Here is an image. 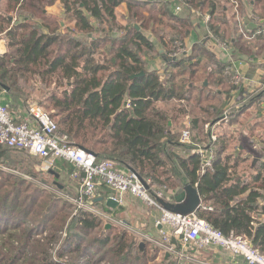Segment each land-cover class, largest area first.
Returning a JSON list of instances; mask_svg holds the SVG:
<instances>
[{
	"label": "trees",
	"instance_id": "1",
	"mask_svg": "<svg viewBox=\"0 0 264 264\" xmlns=\"http://www.w3.org/2000/svg\"><path fill=\"white\" fill-rule=\"evenodd\" d=\"M57 1L63 7L62 18L46 11ZM181 1L184 10L175 14L178 0H0V36H7L9 47L0 54V91L6 92L10 104L20 105L16 121L23 122L29 113L21 111L22 88L40 80L47 93L39 105L49 109L59 134L98 160H111L120 171L135 172L152 192L155 183L172 187L175 194L190 183L201 197L197 216L226 235L243 236L264 253V156L255 155L262 161L255 175H248L240 166L250 157L239 150L231 154L220 138L205 147L203 141L180 142L172 132V118L160 105L175 101L177 109L190 114L209 110L206 101L218 105L219 98V107L209 111L221 121L229 105L234 110L258 94L264 100V83L260 93L249 94L244 82L236 100L235 85L224 83L231 79L232 65L209 53L206 45L212 39L224 40L252 59L264 51V33H258L264 28V0H247L253 6L251 17L245 16L244 0H236L237 11L232 4L231 12V0ZM124 2L129 8L126 25L116 14ZM237 13L245 16L242 27L247 36L235 20ZM143 17L148 21L145 26ZM202 24L206 34L188 53L186 39ZM155 57L165 62L161 72L148 69L147 60ZM141 71L143 75L131 77ZM204 79L208 84L200 85ZM196 122L198 127L193 128H202L204 122L200 118ZM211 153L212 167L202 172ZM36 161L26 150L0 145V163L19 172L0 169V264H177L155 243L138 239L118 224L107 227L94 214L78 209L66 197L76 194L61 182L63 172L72 176L74 164L58 160L47 172L53 179H40L65 196L20 175L38 178L42 173L31 168ZM112 193L102 196L107 199ZM97 198L91 202L119 220L120 210Z\"/></svg>",
	"mask_w": 264,
	"mask_h": 264
},
{
	"label": "built area",
	"instance_id": "2",
	"mask_svg": "<svg viewBox=\"0 0 264 264\" xmlns=\"http://www.w3.org/2000/svg\"><path fill=\"white\" fill-rule=\"evenodd\" d=\"M231 2L237 11L238 2L236 0ZM181 8V4L176 7L178 10ZM209 19L210 16L206 17V20ZM236 20L241 27L240 30L247 36L242 27L245 23L244 18L237 13ZM258 33H264V28ZM242 82L238 73L234 75V85L242 84ZM227 119L228 117L224 116V120ZM190 140L191 132L183 131L182 141L185 143ZM0 145L28 151L30 155L43 159L47 169L56 167L58 160L74 164L75 170L72 177L80 179V188L74 197H66L73 201L78 209L94 214L105 223L117 224L118 220L91 202L98 195L102 185L114 191L115 194L110 197L119 203L122 201L121 196L128 193L158 208L161 211V216L156 222L159 237L140 234L141 239L153 242L168 255L175 256L178 259L177 264H184V260L196 261L200 255L193 253L192 250L203 253V250L208 248L228 251L240 257L243 264H264V253L252 246L243 236L233 232L226 235L213 228L195 212L182 214L164 209L158 199L173 201L175 192L161 190L154 193L151 187L146 182H142L135 173L120 171L114 161L98 160L96 155L72 144L67 135L59 134L57 122L46 109L38 104L30 107L27 120L17 122L9 107L0 102ZM200 151L198 153H201ZM213 160L211 153L202 165V172L212 167ZM0 169L9 173H19L2 163H0Z\"/></svg>",
	"mask_w": 264,
	"mask_h": 264
},
{
	"label": "rangeland",
	"instance_id": "3",
	"mask_svg": "<svg viewBox=\"0 0 264 264\" xmlns=\"http://www.w3.org/2000/svg\"><path fill=\"white\" fill-rule=\"evenodd\" d=\"M178 2H179V4H181V0H178ZM181 6H183L182 4H181ZM52 7V9L51 10H49V8H51ZM58 8H60L59 6H58V4L57 3H55V4H53V5H49V6H47L46 7V11L47 12H49L50 14H52V15H55L56 16V12L58 11ZM51 11V12H50ZM56 11V12H55ZM174 11H176V12H178L179 14L182 12V8L180 9V10H178V9H175ZM233 11H235V8H233ZM12 14V13H11ZM116 14H117V19H118V21L122 24V25H126L127 23H128V21L125 19L126 18V15H124L125 14V9L124 8H117V10H116ZM149 13H147V14H145V15H148ZM58 16V15H57ZM59 18H62L63 16H58ZM206 17H209V15L206 13V14H204V20L207 22V21H210V19L209 20H206ZM242 17L245 19V16H243L242 15ZM235 19H236V15H235ZM141 20H143L142 21V23L144 24V26L146 25V24H148V21H146V18L145 17H143ZM261 23H263L261 20H259ZM141 22H139V24H140ZM202 23V22H201ZM254 23V22H253ZM138 24V25H139ZM255 24V23H254ZM140 26V25H139ZM148 27H144V29H145V32L146 33H149L150 32V29H147ZM196 28H197V25H196ZM259 28V27H258ZM222 41H224V40H222ZM222 41H216V40H214V39H212V40H209L207 43H206V45H207V49H208V51H209V53H211V54H214L216 57H217V59H219L220 61H223L224 62V60L221 58L222 57V53H224V54H229V52L232 50L230 47H229V45L226 43V42H222ZM182 47H183V44L181 45ZM180 46V47H181ZM181 47V48H182ZM158 48H159V46H158ZM7 51H9V47H8V38H7V36L6 35H2V36H0V54H4V53H6ZM161 51V50H160ZM163 51V50H162ZM258 53L260 54H258L256 57H255V59H257L258 61H259V59H260V61L261 60H263L264 59V51H258ZM213 55V56H214ZM220 55V56H219ZM244 57H246L247 58V56L246 55H244ZM249 57V56H248ZM155 58H157V57H155ZM150 59H154V58H149L147 61H149ZM205 62H206V60H205ZM226 63V62H225ZM147 65H148V63H147ZM164 66H165V63H164ZM163 66V67H164ZM205 66V65H204ZM203 66V67H204ZM158 71V70H157ZM238 71V70H237ZM160 72V71H159ZM238 73V75H240L241 76V78H242V81L244 82V81H246V79H244V77H243V75L240 73V72H236L235 73V75ZM228 75L230 76V80H231V82H230V80H229V83H228V81H225L224 83L225 84H228V85H234L233 84V81H234V67H233V65H232V67L231 68H229V72H228ZM202 77H205V72H203V75H202ZM201 81V83H199L200 85H203L202 84V81L203 80H200ZM204 81H207L208 82V79H204ZM242 82V83H243ZM241 84H238V85H236L235 84V88H237V90H235V88H233L232 90H233V92L232 93H236V95H235V99L237 100H239L240 98H241V95H240V93H239V88L238 87H241L240 86ZM243 85V84H242ZM225 85H221V87L223 88ZM22 90H23V94H22V99L21 100H19V101H24V103H22V104H25L24 106H23V109L21 110V111H23V113H25L27 110H28V113H29V111H30V107L33 105V104H41L42 103V101H45V94L47 93V92H45V88H44V85L41 83V81L40 80H31L30 82H29V86L28 85H24L23 86V88H22ZM230 91V90H229ZM252 93V92H251ZM5 95H6V92L5 91H0V102L1 103H3V104H5V105H10V109H11V113L15 116V117H19V115H20V113H18V114H16L17 112H18V110L20 109V105H18V106H16V105H12V104H10V98L8 99L7 98V95H6V98H5ZM251 97V96H250ZM249 97V98H250ZM6 99H8V100H6ZM213 100V99H212ZM211 100V101H212ZM18 102V100H13L12 99V102L13 103H15V102ZM216 101H218L217 103H218V105H220V100H219V98H217V100ZM227 102V101H226ZM177 103H180L179 101H177ZM209 101H206V108L207 109H209V110H212V111H215L214 109V107H219L217 104H214V105H209ZM164 104V105H163ZM227 103H225L224 104V106L226 105ZM42 105V104H41ZM160 105H162L165 109H167V112L169 113V115H170V118H172L171 119V121L169 122L170 124H171V129H172V132L174 133V134H176L177 136H178V138H179V140H180V142L182 141V133H183V131H185V130H189L190 132H191V140H190V142H185L186 144H193V143H198L199 141H203V143H200L202 146H204L205 147V145H209L210 144V141H218V137H217V135H216V133L214 132V131H212V128L214 127V123H215V121H216V119L218 118H216V114H212V111H209V110H206V111H202V112H190V114H187V113H184L183 111H180L179 109H177L176 107H177V104L175 103V101H172V102H169V104H166V103H161ZM230 106H232V105H229V107L226 109V111L223 113L224 114V116H227L228 117V119L227 120H225L226 122L229 120V112H231L230 110H229V108H230ZM45 108V107H44ZM226 108V107H225ZM46 110H47V108H45ZM49 110V109H48ZM47 110V111H48ZM196 110H198V109H196ZM229 111V112H228ZM250 116H252V115H250ZM250 116H249V119H250ZM198 118H200L204 123H203V126H202V128H196V129H194L193 128V126H194V124L196 125V127H198V122H196V119H198ZM247 118V117H246ZM248 119V121H251L252 119H250L249 120ZM245 121H247V119L245 120ZM244 121V122H245ZM247 121V122H248ZM244 122H242V123H244ZM236 127V126H235ZM249 127V126H248ZM248 127L247 126H244L243 124H242V127L241 128H239V126L238 127H236L235 129L233 128V129H231L230 131H247V129H248ZM262 131H263V129H262ZM211 134V136H212V139L210 140V137H209V135ZM183 142V141H182ZM219 142H221V143H223V144H225V146H226V148H227V150L228 151H232V153L235 151L234 149H236L237 147H239L240 146V144H244L247 148H250V149H252L253 148V146H256V147H254V152L252 153V155H260V157H262V156H264V144H262V143H259V141H257V138H256V140L253 142V141H249L248 142V144L244 141V140H242L241 141V139H240V141L236 138V137H233V138H227V139H221ZM218 142V143H219ZM242 142V143H241ZM184 143V142H183ZM220 144V143H219ZM256 150V151H255ZM32 156V155H31ZM33 158H36L37 159V161H36V164H35V166H33V167H31V168H33L34 170H36L37 172H41L42 174L41 175H39V177L38 178H36V177H32L30 174L28 175V174H26V173H22V174H20V175H23V177L25 176L26 177V179H30V180H32V181H34V182H37V183H39V184H42L43 186H45V187H47V188H49V189H53L54 191H56V192H58L59 194H61V195H66L64 192H62L61 190H58V189H56V188H54V186L52 187V186H50V185H47V184H45V183H43L40 179L41 178H47V179H49V180H52L53 179V177L51 176V175H49V173H47V172H49V171H52L54 168H50V169H47L46 168V165H44V161H43V159H41V158H39V157H35V156H32ZM261 160V159H260ZM262 161V160H261ZM61 162H63L64 164H66V162H64V161H61ZM17 171V170H16ZM126 172H128V173H130L129 171H126ZM17 173H18V171H17ZM150 181V180H149ZM61 182L62 183H64V184H66V187H67V189H69L72 193H74V194H76L77 192H79V188H80V179L78 178V177H72V176H70L68 173H65V172H63L62 174H61ZM156 185H151L152 186V189H154L155 191H153L154 193H156L157 191H161V190H166L167 192H169V191H173V192H175V190H173V188L172 187H169V186H167L166 184H163V185H160V184H157V183H155ZM103 186V185H102ZM160 186H162L163 188H161ZM164 186H166V187H164ZM66 196H69V197H74L73 196V194H71V195H66ZM140 200V202L142 203V205H143V207H144V209H145V216L146 217H148L149 216V222H150V224L149 225H151L152 227H154L155 228V226L157 227V225H156V222L159 220H156V221H154L153 222V217H154V215H151V213L153 212L155 215H157L158 214V208H156L155 206H151L150 204H148L146 201H143V200H141V199H139ZM71 201V200H70ZM72 203H73V201H71ZM120 204V203H119ZM76 205V204H75ZM76 207H77V205H76ZM78 208V207H77ZM159 215V214H158ZM119 217H118V222H117V224L119 225V226H121V227H124V228H126V229H128L131 233H133L138 239H140V234L142 233L141 231L143 230V231H145V226L147 225V223H148V220H144V221H140V223H137L136 222V219H134L135 217H131V216H128V215H126L125 213L124 214H120V215H118ZM160 216V215H159ZM125 222V223H124ZM146 223V225H144L145 223ZM142 223H143V225H142ZM153 223V224H152ZM154 224H155V226H154ZM64 235V234H63ZM158 235V234H157ZM140 236V237H139ZM159 237V236H158ZM246 239V238H245ZM54 245V244H53ZM52 245V246H53ZM55 247L57 248L58 246L57 245H55ZM212 249V248H211ZM211 249H206V250H203V253H201L200 251H197V250H192V252L193 253H195V254H198V255H200V258H198V259H196V261H193V260H188V261H186V260H184V264H227V263H224V262H216L215 260L214 261H211V253L210 252H212V251H210ZM208 251H210V252H208ZM162 252H165L163 249H162ZM172 259H171V261H178V259L175 257V256H172L171 257ZM160 261H162V258L160 257ZM199 262V263H198ZM165 264H167V263H165Z\"/></svg>",
	"mask_w": 264,
	"mask_h": 264
},
{
	"label": "crops",
	"instance_id": "4",
	"mask_svg": "<svg viewBox=\"0 0 264 264\" xmlns=\"http://www.w3.org/2000/svg\"><path fill=\"white\" fill-rule=\"evenodd\" d=\"M138 1H150V0H138ZM225 1L221 2L224 3ZM58 4V6L60 8H58V11L56 12V16H63V7L60 1L56 2ZM149 6H152L151 2H148ZM179 3L175 4V6L173 7V13L178 14V12L174 11L177 7ZM233 3L231 1H229L228 5H230L229 8V12L232 11L233 8ZM124 8L125 9V14L126 15V20H127V16L129 14V8L126 2L120 4L117 8ZM244 7H245V16H253V6L249 5L247 0H244ZM51 8H49V10H51ZM184 10V7L182 6V12ZM51 12V11H50ZM144 14H147L148 11L144 10L143 12ZM231 15V13H230ZM234 18V17H233ZM248 19V23H250L252 25L253 28H258V26L254 23L251 22L250 18ZM236 20V19H235ZM205 22V21H203ZM232 27V26H231ZM206 26L205 24H202L200 26H198L196 29H194L190 36L186 39V44H187V51L188 53L192 52V48L193 45L199 41L201 38H203L206 34ZM222 59L224 60V62L226 63H230L231 65H233L234 68H236L244 77V79H246V81H244L243 84V88L249 93V94H253V93H260V89H262V85H263V78H264V67L261 66L262 63H264V59L260 61L255 59V56L253 59L250 58L248 53L245 52H240L238 49H234L232 48V50L229 52V54H224L222 53ZM244 55L247 56L244 57ZM264 55V54H263ZM220 56V55H219ZM249 56V57H248ZM164 60L161 57H157L154 59H150L148 61V69L149 70H158V71H162L163 66H164ZM209 82V81H208ZM207 82V84H208ZM205 81H202V84L204 85ZM259 91V92H258ZM252 92V93H251ZM7 95V94H6ZM5 95V98H6ZM259 94L256 95V97L253 98H246L245 99V103L242 105L237 106V108H235L234 110L231 109V114L229 117V120L226 122L224 120L221 121H215V123L213 124L214 127L212 128V131H214L218 137V139H222V138H233L236 137L239 141L241 139L244 140L247 144L248 142L251 141H255L257 138V141H259V143L264 144V100L261 99ZM8 98V96H7ZM9 99V98H8ZM6 99V100H8ZM245 106L242 111H239V108ZM252 115V116H250ZM250 116V119H252L251 121H248ZM247 117V118H246ZM247 119V121H245ZM249 119V120H250ZM245 121V122H244ZM244 122V123H242ZM242 124L244 126H249L247 131H230L231 129H235L236 127L239 126V128L242 127ZM236 126V127H235ZM263 129V131H262ZM242 143V142H241ZM254 147L253 146L252 149L247 148L243 143L240 144L239 147H237L236 149H234L235 151L231 154L236 155L238 150L240 151L241 156H246V157H250L249 160L246 161H242V164L240 166L241 169H243V167H245L246 171L248 172V175H255L256 171L255 168L257 166H260V162L261 160H259V158H257V156L251 155V153L254 152ZM239 154V153H238ZM257 159V161L255 162L254 160ZM66 173V172H65ZM251 177V176H249ZM109 192H113L110 188L105 187V186H101L98 192V198L99 197H103L102 195H104L106 193V196ZM115 193L113 192L112 194H110V196L114 195ZM118 196V195H116ZM120 198V196H118ZM105 199V198H104ZM121 203L117 206L114 207L115 209H119L120 211L116 212V215H120V214H126L128 216L131 217H135L134 219H136L137 223H140V221H144V220H148L149 216L146 217L145 216V209L142 205V203L140 202V200L136 197H134L131 194H124L123 196H121ZM106 200L102 201V203H104L106 205ZM158 214L161 216V211L158 210L157 211ZM155 215L153 212L151 213V215H154L153 217V222L158 220L160 218L159 215ZM125 223V222H124ZM145 223V222H144ZM150 222L148 220V223L146 225V223L144 225L145 226V231H141L143 235H153L155 237H157L158 232H159V228L155 226L152 227L151 225H149ZM153 224V223H152ZM143 225V223H142ZM212 251V252H210ZM210 251L211 253V261H216V262H224L227 264H243V261L240 257H236L235 255L231 254L228 251L219 249V248H212ZM167 256V255H166ZM169 256V255H168Z\"/></svg>",
	"mask_w": 264,
	"mask_h": 264
},
{
	"label": "water",
	"instance_id": "5",
	"mask_svg": "<svg viewBox=\"0 0 264 264\" xmlns=\"http://www.w3.org/2000/svg\"><path fill=\"white\" fill-rule=\"evenodd\" d=\"M163 53V51H160ZM144 74V71H141L140 73L131 75L132 78L141 76ZM207 84V81H205L204 85ZM8 91V89H6ZM127 105V102H125V106ZM86 150V149H84ZM87 152H90L86 150ZM92 153V152H90ZM94 154V153H92ZM255 162L257 159L254 160ZM135 173V172H134ZM136 174V173H135ZM58 176V175H57ZM136 176L144 182V180L136 174ZM104 197H99L96 199L98 202L104 201ZM158 201L163 206L164 209L172 212L182 213V214H189L192 212H195L200 206H201V197L198 192V189L191 185L190 183L186 184L183 188L178 190L174 196L173 201H166L165 199L159 198ZM106 205L114 208L119 205V202L114 198H107ZM111 224L107 223V227H110ZM143 242L140 243L141 248L143 247ZM168 256V254H167Z\"/></svg>",
	"mask_w": 264,
	"mask_h": 264
}]
</instances>
